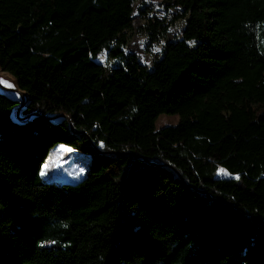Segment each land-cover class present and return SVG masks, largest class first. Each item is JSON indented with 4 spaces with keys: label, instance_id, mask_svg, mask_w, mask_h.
Instances as JSON below:
<instances>
[{
    "label": "trees",
    "instance_id": "obj_1",
    "mask_svg": "<svg viewBox=\"0 0 264 264\" xmlns=\"http://www.w3.org/2000/svg\"><path fill=\"white\" fill-rule=\"evenodd\" d=\"M134 1L0 0L2 69L73 129L0 96V264H264V0H170L151 68L123 51ZM59 144L89 157L73 184L41 178Z\"/></svg>",
    "mask_w": 264,
    "mask_h": 264
},
{
    "label": "rangeland",
    "instance_id": "obj_2",
    "mask_svg": "<svg viewBox=\"0 0 264 264\" xmlns=\"http://www.w3.org/2000/svg\"><path fill=\"white\" fill-rule=\"evenodd\" d=\"M170 0H135L133 2V17L131 30L127 31V44L123 51L126 55H133L140 64L152 67L158 60L170 42L180 38L185 19H178L164 35H159L156 41L150 42L146 32L143 31L148 21L156 18L162 24L167 23L180 11L168 6ZM165 5V6H164ZM188 45L194 47L196 42L189 41ZM102 65L109 67L122 66L120 60L101 58ZM177 115L159 114L155 119L154 126L159 130L165 126H174L178 123ZM89 164V157L71 147L59 144L55 145L48 153L45 162L41 166V178L47 183H75L85 174ZM223 168H219L216 178H232Z\"/></svg>",
    "mask_w": 264,
    "mask_h": 264
},
{
    "label": "water",
    "instance_id": "obj_3",
    "mask_svg": "<svg viewBox=\"0 0 264 264\" xmlns=\"http://www.w3.org/2000/svg\"><path fill=\"white\" fill-rule=\"evenodd\" d=\"M107 57V54L101 55L97 60V64H102L101 58ZM0 96L6 98L13 104V108L10 112V119L14 124L24 125L34 120L35 118L42 117L49 122L56 124L60 121H67L70 129L73 131L69 119L60 114H46L41 115L38 111L28 112L30 106L29 95L20 89L17 80L10 73L4 71L0 63ZM11 85V87L9 86Z\"/></svg>",
    "mask_w": 264,
    "mask_h": 264
},
{
    "label": "snow or ice",
    "instance_id": "obj_4",
    "mask_svg": "<svg viewBox=\"0 0 264 264\" xmlns=\"http://www.w3.org/2000/svg\"><path fill=\"white\" fill-rule=\"evenodd\" d=\"M0 83H4L3 81H0ZM11 87V85H9ZM238 178V177H237Z\"/></svg>",
    "mask_w": 264,
    "mask_h": 264
}]
</instances>
